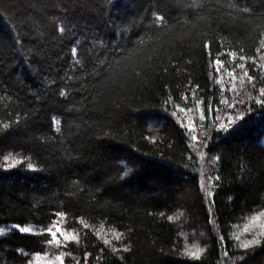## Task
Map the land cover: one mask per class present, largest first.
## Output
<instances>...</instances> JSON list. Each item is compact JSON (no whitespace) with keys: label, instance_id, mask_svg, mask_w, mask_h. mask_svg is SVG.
Returning <instances> with one entry per match:
<instances>
[{"label":"trees","instance_id":"obj_1","mask_svg":"<svg viewBox=\"0 0 264 264\" xmlns=\"http://www.w3.org/2000/svg\"><path fill=\"white\" fill-rule=\"evenodd\" d=\"M261 89L264 0H0V264H264Z\"/></svg>","mask_w":264,"mask_h":264},{"label":"snow or ice","instance_id":"obj_2","mask_svg":"<svg viewBox=\"0 0 264 264\" xmlns=\"http://www.w3.org/2000/svg\"><path fill=\"white\" fill-rule=\"evenodd\" d=\"M158 19L162 20L163 17H158ZM63 30L64 29L61 28V31H63ZM122 31L127 32V29H123ZM119 40H120V38H118V42L117 43L112 44L111 49L109 50L111 53L119 54L120 52L125 50V49L121 48ZM257 51H259V49H257ZM75 52H76V49L73 48V54H75ZM208 54H209V56L212 55V52H211L210 48H209ZM216 55H217V59L215 60V63L217 65V69L216 70H217V72H219L221 67H223V65L225 64V61L221 60L219 58L220 53H217ZM231 56H232V59L235 60L236 54L232 53ZM241 59H245V58L241 57ZM253 59H255V58H253ZM238 67L244 68L245 65L244 64H240V65H238ZM234 71H235L234 69L230 70V74H234ZM245 74L247 75V73H245ZM261 92H264V89H261ZM189 127L191 128L192 125H189ZM220 127L223 129V128L229 127V125L221 124ZM216 159H219V157H217ZM32 167H33V165H29V168H32ZM56 215L57 216H63V215H65V213L61 212V213H57ZM169 219H172V217H169ZM15 227L16 228H20L21 226L19 224H17V225H15ZM85 227H87V225H85ZM21 230L24 231V232H31L32 231V229H30V228H23ZM44 231L49 233L50 236H51V239L46 241V243H48V244H52L53 242H55L56 244H60L61 243L60 237L57 236L58 232L60 233V236L64 237L65 241L74 240V239L78 240V237L75 236L74 234L73 235H67L66 234L67 233V229L65 227H63L60 224L59 221H56V220H54L51 225H49L47 228H45ZM119 238H120V234L117 235V239H119ZM105 243H107V241ZM253 243L260 244L261 241L254 237L253 240L248 241V243H246V244H244L242 246L247 248V247H249V245H251ZM124 248H125V250H127V246L126 245L124 246ZM36 255L39 256L40 253H36ZM193 256H195V254H193ZM57 259H59L61 261V264H63V256L62 255L58 256Z\"/></svg>","mask_w":264,"mask_h":264}]
</instances>
